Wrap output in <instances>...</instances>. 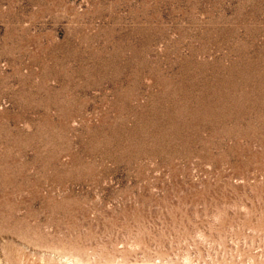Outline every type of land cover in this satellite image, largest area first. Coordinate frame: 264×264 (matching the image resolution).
Here are the masks:
<instances>
[{
    "label": "rangeland",
    "instance_id": "rangeland-1",
    "mask_svg": "<svg viewBox=\"0 0 264 264\" xmlns=\"http://www.w3.org/2000/svg\"><path fill=\"white\" fill-rule=\"evenodd\" d=\"M0 264H264V0H0Z\"/></svg>",
    "mask_w": 264,
    "mask_h": 264
}]
</instances>
